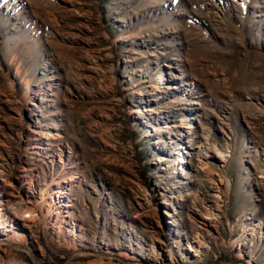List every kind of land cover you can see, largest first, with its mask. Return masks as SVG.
<instances>
[{"label":"rangeland","instance_id":"1","mask_svg":"<svg viewBox=\"0 0 264 264\" xmlns=\"http://www.w3.org/2000/svg\"><path fill=\"white\" fill-rule=\"evenodd\" d=\"M0 264H264V0H0Z\"/></svg>","mask_w":264,"mask_h":264}]
</instances>
